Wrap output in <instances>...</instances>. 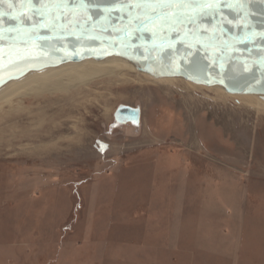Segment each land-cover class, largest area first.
Returning a JSON list of instances; mask_svg holds the SVG:
<instances>
[{"label": "rangeland", "instance_id": "374dc122", "mask_svg": "<svg viewBox=\"0 0 264 264\" xmlns=\"http://www.w3.org/2000/svg\"><path fill=\"white\" fill-rule=\"evenodd\" d=\"M175 81L24 97V129L0 132V264H264V112ZM119 104L140 107L138 128L115 124Z\"/></svg>", "mask_w": 264, "mask_h": 264}, {"label": "water", "instance_id": "95a60500", "mask_svg": "<svg viewBox=\"0 0 264 264\" xmlns=\"http://www.w3.org/2000/svg\"><path fill=\"white\" fill-rule=\"evenodd\" d=\"M118 56L157 77L264 96V0H0V88L29 72ZM119 104L116 125L140 126Z\"/></svg>", "mask_w": 264, "mask_h": 264}, {"label": "bare ground", "instance_id": "6f19581e", "mask_svg": "<svg viewBox=\"0 0 264 264\" xmlns=\"http://www.w3.org/2000/svg\"><path fill=\"white\" fill-rule=\"evenodd\" d=\"M136 71L143 73L146 79L157 83L172 84L175 80L181 79L192 86L199 85L183 78L157 77L147 74L139 70L131 62H128L118 56H110L101 60L84 59L81 61L65 62L56 66L29 72L21 78L9 81L0 88V132L12 133L16 129H24L22 121L19 117V115L27 110L23 105L24 97L31 96L32 102H35L36 100L39 101L42 98H46L43 100L44 103L48 101H50L51 103L54 102L55 104L62 103L63 107L67 105L66 103H71L70 100L74 98L76 94H86L84 85L90 79L96 78L103 74L124 76ZM80 82H82L83 84H75V86L72 88H66L67 84ZM208 87H215L214 89L216 90V92L221 91L224 94V97L237 99L238 102L243 105L251 107L256 111L264 112L263 95L233 94L220 86ZM45 94L46 96H43ZM222 99L224 100V98ZM54 109L55 107L48 105V103L41 107H35L32 109V111L28 110L25 115L27 117L26 120L30 124V126H32L34 121H45L46 118H43L44 115L46 116L47 114H49V111L53 112ZM28 114H31V116L28 117ZM14 117L18 118V121L13 125L11 123V120ZM59 129L60 128H58V130ZM51 134L52 132H50V135ZM50 143L54 147L65 144L63 139L58 143L48 141L42 149H51L52 146H50ZM0 146H3L1 142Z\"/></svg>", "mask_w": 264, "mask_h": 264}, {"label": "snow or ice", "instance_id": "6c2138e0", "mask_svg": "<svg viewBox=\"0 0 264 264\" xmlns=\"http://www.w3.org/2000/svg\"><path fill=\"white\" fill-rule=\"evenodd\" d=\"M143 2L153 3L163 7V6H170L173 3H179V4L193 3L194 0H143Z\"/></svg>", "mask_w": 264, "mask_h": 264}]
</instances>
